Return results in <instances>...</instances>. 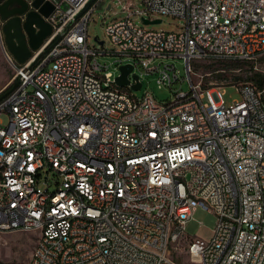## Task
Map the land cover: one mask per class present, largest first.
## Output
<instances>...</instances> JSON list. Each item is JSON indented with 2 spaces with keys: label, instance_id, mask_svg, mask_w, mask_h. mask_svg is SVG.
<instances>
[{
  "label": "built area",
  "instance_id": "1",
  "mask_svg": "<svg viewBox=\"0 0 264 264\" xmlns=\"http://www.w3.org/2000/svg\"><path fill=\"white\" fill-rule=\"evenodd\" d=\"M49 1L53 32L33 57L19 63L4 48L19 85L0 101V232H37L28 264H179L180 245L200 264H264V85H236L242 98L227 104L195 67L257 62L264 0H142L143 18H182V32L145 30L130 12L106 25L111 52L89 44L105 0L81 15L91 0ZM109 53L133 66L129 85L100 74ZM159 58L183 59L187 78L151 67ZM138 67L159 87L191 90L135 98ZM199 208L217 217L209 241L185 231Z\"/></svg>",
  "mask_w": 264,
  "mask_h": 264
},
{
  "label": "rangeland",
  "instance_id": "2",
  "mask_svg": "<svg viewBox=\"0 0 264 264\" xmlns=\"http://www.w3.org/2000/svg\"><path fill=\"white\" fill-rule=\"evenodd\" d=\"M105 0L101 9L98 7L93 11L89 23V44L92 48L98 50L114 51L116 50L106 34V25L115 19L128 17L130 12L132 21L145 30H165L169 32H182L184 26V19L173 17L170 15L150 14L146 18L151 20L162 19L161 23L146 24L143 21V14L139 11L144 9L142 0ZM130 4L129 9L123 6ZM101 42H105L101 44ZM3 34L1 29L0 19V85L6 79L13 77L14 71L8 63L4 53ZM3 47V48H2ZM98 62L102 66H106L104 71L100 74H105L111 71L113 79L119 74L120 66L128 63L118 54H102L98 55ZM165 66L166 64H174L180 70V77L187 78L186 63L181 58H166L155 59L151 67L158 64ZM197 74L203 75V84L205 86L221 87L222 98L227 104L233 103L234 100L242 98V93L239 90L238 84L245 82H255L253 78L264 76V55L257 62H238V61H211L196 63ZM136 73H145L142 76L143 86L139 90H132L135 98L142 99L144 95L149 92L159 102H169L175 97L178 91L189 92L191 86L188 80L174 82L171 86L169 84L159 87L157 83L156 73H146V69L138 67L135 69ZM2 121L8 123V117L2 116ZM52 177V176H51ZM48 182L43 181L39 183V189L46 191L48 189ZM51 190L54 187H50ZM217 217L201 208L197 209L192 219L187 224L185 231L191 238H201L209 241L214 236V229L216 227ZM37 232H0V264H28L31 254L36 246ZM174 259L179 264H200L191 260L186 249L180 245L173 252Z\"/></svg>",
  "mask_w": 264,
  "mask_h": 264
},
{
  "label": "water",
  "instance_id": "3",
  "mask_svg": "<svg viewBox=\"0 0 264 264\" xmlns=\"http://www.w3.org/2000/svg\"><path fill=\"white\" fill-rule=\"evenodd\" d=\"M91 0L87 6L81 11L80 15L94 2ZM17 4V5H15ZM104 2L98 7L101 9ZM33 8L27 0H0V19L3 34L4 48L19 63L29 61L34 52L39 50L45 39L53 32L52 25L45 20L49 17L55 6L49 0H34ZM146 24L161 23L162 19L149 20L143 18ZM104 42H101L103 44ZM45 53L41 54L43 56ZM39 56L34 63L41 58ZM120 75L117 76V83L121 86L129 85V75L133 71V66L125 64L120 66ZM133 77L138 80L137 74ZM19 85L15 82L11 89L0 95V101L7 97ZM133 90L142 88V83L138 82L132 86Z\"/></svg>",
  "mask_w": 264,
  "mask_h": 264
},
{
  "label": "crops",
  "instance_id": "4",
  "mask_svg": "<svg viewBox=\"0 0 264 264\" xmlns=\"http://www.w3.org/2000/svg\"><path fill=\"white\" fill-rule=\"evenodd\" d=\"M11 84H12V77L2 82V84L0 85V94L3 93V91L7 89Z\"/></svg>",
  "mask_w": 264,
  "mask_h": 264
},
{
  "label": "trees",
  "instance_id": "5",
  "mask_svg": "<svg viewBox=\"0 0 264 264\" xmlns=\"http://www.w3.org/2000/svg\"><path fill=\"white\" fill-rule=\"evenodd\" d=\"M255 80V83L258 85V87H262L264 85V78L262 77H257V78H253ZM12 84L3 91V93H5L6 91H8L9 89L12 88Z\"/></svg>",
  "mask_w": 264,
  "mask_h": 264
}]
</instances>
